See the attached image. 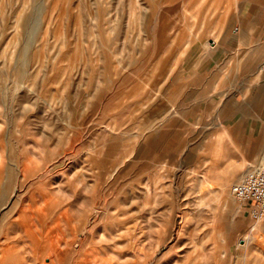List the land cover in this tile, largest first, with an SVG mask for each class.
<instances>
[{"label": "rangeland", "instance_id": "obj_1", "mask_svg": "<svg viewBox=\"0 0 264 264\" xmlns=\"http://www.w3.org/2000/svg\"><path fill=\"white\" fill-rule=\"evenodd\" d=\"M262 155L264 0H0V264H264Z\"/></svg>", "mask_w": 264, "mask_h": 264}, {"label": "built area", "instance_id": "obj_2", "mask_svg": "<svg viewBox=\"0 0 264 264\" xmlns=\"http://www.w3.org/2000/svg\"><path fill=\"white\" fill-rule=\"evenodd\" d=\"M232 195L249 207L252 220H264V164L249 169L232 186Z\"/></svg>", "mask_w": 264, "mask_h": 264}, {"label": "crops", "instance_id": "obj_3", "mask_svg": "<svg viewBox=\"0 0 264 264\" xmlns=\"http://www.w3.org/2000/svg\"><path fill=\"white\" fill-rule=\"evenodd\" d=\"M250 39V38H249ZM246 44V46L248 47V49L250 50V60L249 61H247V58L248 57H246L245 59H243L242 61H243V63L244 64H250V65H252L251 64V61H253L254 60V57H255V54H256V48L255 49H252L251 47H250V40L248 41V43L246 42L245 43ZM263 158H264V156L262 155L261 157L259 156L258 157V159H260V160H263ZM257 158L255 159V160H258Z\"/></svg>", "mask_w": 264, "mask_h": 264}, {"label": "bare ground", "instance_id": "obj_4", "mask_svg": "<svg viewBox=\"0 0 264 264\" xmlns=\"http://www.w3.org/2000/svg\"><path fill=\"white\" fill-rule=\"evenodd\" d=\"M260 166H262V164H260ZM254 233L256 232L255 229L252 230ZM249 237V236H248Z\"/></svg>", "mask_w": 264, "mask_h": 264}]
</instances>
